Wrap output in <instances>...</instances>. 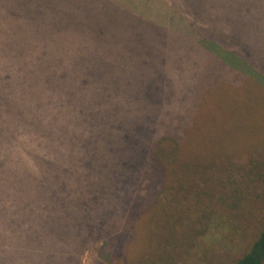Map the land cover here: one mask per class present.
<instances>
[{"label": "rangeland", "instance_id": "374dc122", "mask_svg": "<svg viewBox=\"0 0 264 264\" xmlns=\"http://www.w3.org/2000/svg\"><path fill=\"white\" fill-rule=\"evenodd\" d=\"M22 1L30 8L44 0ZM7 5L14 9L19 2ZM67 6H73V21L85 24L82 32L74 28V53L60 85L73 101V141L57 144L48 159L37 155L40 174L65 163L58 171L80 178L77 164L91 151L93 174L108 187L112 176L129 178L152 151L153 139L177 146L180 164L181 158L190 165L228 155L242 164L252 154L264 156V0H71ZM206 40L217 44L209 50ZM144 173L136 188L124 193L126 186L114 187L122 192L114 208H106L113 191L91 200L93 185L81 182L59 191V212L42 185L32 191L34 198L20 194L27 208L20 216L23 242L41 246L40 254L8 248L9 241L2 246V236L9 238L2 207L10 199L0 190V247L10 257L5 264H232L258 237L263 197L254 209L261 211L258 217L243 230L221 212V224L216 216L207 234L181 242L171 258L178 244L167 234L170 227L208 224L200 223L204 205L195 184L190 191L185 179L181 191L178 176L184 175L148 166ZM20 217L13 220L19 224Z\"/></svg>", "mask_w": 264, "mask_h": 264}, {"label": "trees", "instance_id": "16d2710c", "mask_svg": "<svg viewBox=\"0 0 264 264\" xmlns=\"http://www.w3.org/2000/svg\"><path fill=\"white\" fill-rule=\"evenodd\" d=\"M7 1L0 0V190L10 201L8 207H2L7 217L3 229L9 233V238L7 233L2 236V246L6 247L9 241L8 248L20 245L22 249H27L33 254H40L42 249L41 246L31 247L23 242L27 236L23 235L26 224L20 216H24L27 208L22 206L20 194L27 195L31 192L34 198L32 191L42 185V188L47 189L46 198L50 201L54 198L53 210L59 212V191L68 193V185L73 186L81 182L85 188L93 185L94 189L88 191L92 194L91 200L100 199L102 192L113 191L109 201L112 204H107L106 208H114L121 204L118 195L122 193L114 187L126 186L124 193L130 185L136 188L139 178L145 176L146 166L152 172L156 169L158 174L166 172L171 175H184L182 180L178 176L181 191L185 188L181 182L186 179L185 182L190 184L189 190H197L195 195L199 203L204 205V215L200 223L208 224L201 227L191 224L184 229L182 226L170 227L172 232L167 234L170 240L179 246L172 248L173 253L169 251L171 258L178 253L181 242H189L198 235L207 234L211 228L209 223L214 222L216 216L221 224V212L227 214L235 227L241 230L249 225V220L258 217L257 214L261 211L255 212L254 209L259 210L257 205L261 202L258 199L264 198L262 155L252 154L247 162L242 164L236 163L234 157L228 155L223 158L212 156L200 163L195 160V163L190 165L181 158L180 164V158L174 157L178 152L177 146L167 148L163 145L166 139L152 138L155 144L152 151L148 150L129 178L112 176L108 187L103 184V177L93 174V168L96 166L88 162L91 151L83 152L84 159L79 160L77 164L81 165L78 170L82 175L80 178H75L77 172L69 173L66 169L58 171L65 163L40 174L39 160L51 157L57 144L73 141V137L68 134L73 123V101L60 85L65 82L68 74L66 66L70 63V55L74 53L71 49L74 46V28L76 26L82 32L85 24H82L81 20L73 21V6H67V2L69 4L71 0H57L51 3L44 0L41 6L30 8H26L22 0H12L19 2V7L14 9L8 7ZM57 9L62 12H56ZM64 10L66 12H63ZM210 42L209 50L217 44L216 41ZM42 129L47 132L37 131ZM57 133L63 138L60 139ZM173 143L175 145L176 142ZM37 155L41 156L39 160ZM1 174L4 175L3 178ZM191 176H196L200 184ZM91 177L100 180L98 183L91 181V184L87 179ZM192 184L197 186L195 190ZM1 199L0 196V203ZM213 205L216 207L211 208ZM13 215L20 217L19 224L13 220ZM152 222H157L155 217ZM222 226H225V223ZM16 229L22 233L15 236ZM167 241L170 243L168 237ZM4 251L5 249L0 247V264H5L6 257L10 263V257L5 256ZM232 264H264V221L250 249Z\"/></svg>", "mask_w": 264, "mask_h": 264}]
</instances>
